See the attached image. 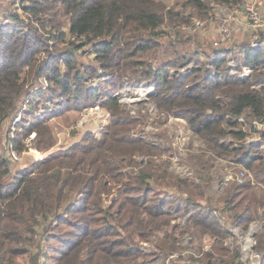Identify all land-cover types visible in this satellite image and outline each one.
<instances>
[{"label":"trees","instance_id":"trees-1","mask_svg":"<svg viewBox=\"0 0 264 264\" xmlns=\"http://www.w3.org/2000/svg\"><path fill=\"white\" fill-rule=\"evenodd\" d=\"M20 2L24 16L6 13L10 22L0 23V126L27 97H36L43 79L48 91L58 90L46 95L58 108L46 106L50 113L21 123L23 134L35 132L39 149L54 144L46 119L60 114L66 101L85 98L87 107L99 98L108 121L99 135L87 133L14 175L0 149V264H21L23 257L39 264L44 248H51V264H144L205 233L213 237L210 249L223 254L230 230L217 221L214 201L243 229L260 223L252 247L264 264V148L254 151L264 134L249 139L240 120L264 118V35L256 48L210 44L209 53L201 43L190 47L191 35L160 30L188 24L193 14L187 9L204 11L203 0L178 8L158 0ZM86 53L90 59H80ZM243 68L247 74L236 72ZM98 70L108 90L85 84ZM144 81L150 84L145 99L120 100L117 88ZM152 113L158 123L183 119L201 141L187 148L184 175L172 169L171 147L145 137ZM12 145L25 149L19 139ZM220 159L245 173L240 182L223 178L214 200L207 189ZM180 211L188 213L182 225L175 222ZM148 240L155 250L144 252ZM221 260L204 264H231Z\"/></svg>","mask_w":264,"mask_h":264},{"label":"rangeland","instance_id":"rangeland-1","mask_svg":"<svg viewBox=\"0 0 264 264\" xmlns=\"http://www.w3.org/2000/svg\"><path fill=\"white\" fill-rule=\"evenodd\" d=\"M158 1H160L165 7L175 6V8H178L186 0ZM203 1L206 4V9L204 11H199L195 8L187 9L186 13L191 12L193 14L191 21L188 24L184 26L176 25L173 28L163 25L160 27V30L170 33L179 31L184 35H191L192 40L189 42L190 47H195L197 43H201L206 47V51L210 53V49L207 45L228 46L232 43L234 25L238 20L244 21L249 25H257L254 24L251 19L253 12L256 13L259 24L256 28L252 27L258 29L264 25V1L238 0L236 3L230 4L218 3L214 0ZM20 3V0H0V23L6 24L7 22H10V18H3V15L6 13L13 14L17 12L23 17V13L18 8ZM241 6L243 7V10H241ZM21 24L26 30L27 23L24 21ZM258 36L260 37L261 34ZM166 37L167 36H163L161 41H165ZM80 51L83 52L82 50ZM200 55L202 58L205 57L201 52ZM1 59L2 58H0V60ZM80 59L87 61L90 57L88 58L86 53L80 57ZM230 63H232V61H230ZM58 64L64 68L62 62L59 61ZM97 72V74H92L87 78L85 84H87L89 88H99L102 85L103 87H101L103 90H108L107 86L102 82L100 83L101 78L105 77V73H99V70ZM236 72L244 75L248 73V70L243 68L241 71ZM86 73H91V70H88ZM47 84L48 81L43 79L41 81V86L34 91L36 97L31 100L30 97H27L17 109L15 116L13 115L11 119H7L0 126V149L5 147L3 154L9 159L10 172L12 175L30 166L35 160L41 159L51 152L67 148L87 133L99 135L103 129L102 127H104L108 121L106 110L97 103L99 98L94 99V104L87 107H82L85 102H90L85 98L78 102L73 100L66 101L62 105L63 111L60 114L46 119L49 121L47 123L51 129L54 144L39 149L35 145L38 139L35 136V132L23 134L21 123L26 124L36 116L39 117L50 113L45 112L47 109L45 108L46 106L53 107V109L58 108L56 106V99L49 102L46 97V95L53 93L59 94L58 90L48 91ZM149 85L148 82L144 81L137 84L134 88H117L116 92L121 101L127 102L128 104H134L140 99H145L146 94L150 91ZM42 92L44 93L42 94ZM67 94L68 92L65 93V95ZM152 115L154 117L150 116L147 125L145 126V137L159 142L162 145L165 144L171 147L173 153V157L171 158L173 162L172 169L177 174L184 175L183 172H186V169H188V166L185 164L187 148L191 151L199 146L201 141L191 132L183 119L170 117L165 123H158L154 121V119H156L155 113H152ZM240 120L242 127L249 132V139H256L260 137V134H264V118L253 119L251 117H241ZM17 139L25 145V149L22 151H17L12 145L14 144V140ZM228 140L232 141L233 139ZM263 148L264 142L261 144V147L256 148L254 151H261ZM214 164V168L212 169L214 174L212 175L213 178L207 192L213 195L215 200L218 193L223 189L220 181L225 178L231 180L234 179L235 182H240L239 178L243 177L245 170H242L241 166L234 165L233 162H230L227 159L217 160ZM214 204L218 206L217 210L214 211L217 221L225 226L227 224L230 230V234L226 235L223 239V244L227 247L225 253L220 254V252L211 250L210 244L213 241V237H211L210 234L205 233L200 237L193 238V241L191 240L190 242H185V244L183 243V247L177 249L173 255L162 253L160 258L156 257L150 260L147 259L144 264H204L208 259H211L216 263L221 262V259H227L231 264H256L257 261L255 260L253 253L257 251L253 250L250 246L252 242L251 234L260 229V223H258V221L252 222L247 228L243 229L240 225L232 223V219L229 215L230 213L222 209L220 203L214 201ZM173 207V202L167 205V208H171L170 210H172ZM176 215L178 217L175 219V222L182 225L185 218L188 216V213L180 211ZM50 244L55 248L61 246L60 242L56 243L51 241ZM142 246L144 247V252L155 250L151 240L144 241ZM46 252L51 254V248H44L43 257L40 259L39 264H51V259L47 258ZM208 252L211 253V256L206 257V253L209 254ZM19 261L21 264H28L27 257H23L19 259Z\"/></svg>","mask_w":264,"mask_h":264},{"label":"crops","instance_id":"crops-1","mask_svg":"<svg viewBox=\"0 0 264 264\" xmlns=\"http://www.w3.org/2000/svg\"><path fill=\"white\" fill-rule=\"evenodd\" d=\"M261 1H264V0H260V2ZM240 8L241 10H243L242 6ZM263 17H264V14H263ZM259 34L264 35V25L261 28L254 29L251 24L249 25L248 23L244 21L238 20V22H236V24L234 25L232 43H230L228 46L230 45L236 46L240 43L250 44L251 41L258 38Z\"/></svg>","mask_w":264,"mask_h":264},{"label":"built area","instance_id":"built-area-1","mask_svg":"<svg viewBox=\"0 0 264 264\" xmlns=\"http://www.w3.org/2000/svg\"><path fill=\"white\" fill-rule=\"evenodd\" d=\"M251 19L253 20V23H254V24H257V25L259 24V20H258V18H257V16H256V13L253 12V15L251 16ZM257 25H252V26L256 28ZM259 44H260V41L257 40V39L251 41V43H250V45H251L253 48L258 47ZM13 155H14V153H13ZM251 236H252V234H251ZM252 244H253V238H252V242H251V245H250L251 248L253 249ZM171 255H173V254H171ZM253 256H254L255 260L257 261L256 264H261V260H262V256H263V255H262L260 252L257 251V252H254V253H253Z\"/></svg>","mask_w":264,"mask_h":264}]
</instances>
